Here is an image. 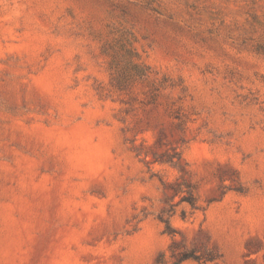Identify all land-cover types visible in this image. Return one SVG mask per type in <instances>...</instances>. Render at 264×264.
<instances>
[{
	"label": "rangeland",
	"instance_id": "1",
	"mask_svg": "<svg viewBox=\"0 0 264 264\" xmlns=\"http://www.w3.org/2000/svg\"><path fill=\"white\" fill-rule=\"evenodd\" d=\"M173 152L187 247L264 264V0H0V264L168 257Z\"/></svg>",
	"mask_w": 264,
	"mask_h": 264
},
{
	"label": "trees",
	"instance_id": "2",
	"mask_svg": "<svg viewBox=\"0 0 264 264\" xmlns=\"http://www.w3.org/2000/svg\"><path fill=\"white\" fill-rule=\"evenodd\" d=\"M154 161L158 164H168L176 169L179 172V180L181 181L177 183L162 182L163 188L173 189L174 195H178L179 200L176 204H170L168 209L163 208L157 216V220L163 225V233L171 238V243L167 249L168 257L165 252H159L153 264H167L168 262L169 264H183L187 261H193L197 264L215 262L220 256L217 250L208 248L205 244L194 242L191 243L190 247H187V241L182 232L173 227L170 222L178 204L186 203L192 210L199 209L197 198L194 195V186L185 179L188 172L185 170V164H182L183 160L180 154L173 152L172 154L155 156ZM177 236L180 237L179 240Z\"/></svg>",
	"mask_w": 264,
	"mask_h": 264
}]
</instances>
